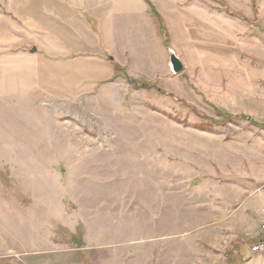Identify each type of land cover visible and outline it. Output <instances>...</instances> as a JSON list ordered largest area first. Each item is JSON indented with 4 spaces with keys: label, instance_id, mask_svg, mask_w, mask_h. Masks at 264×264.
Masks as SVG:
<instances>
[{
    "label": "rangeland",
    "instance_id": "374dc122",
    "mask_svg": "<svg viewBox=\"0 0 264 264\" xmlns=\"http://www.w3.org/2000/svg\"><path fill=\"white\" fill-rule=\"evenodd\" d=\"M113 1L114 30L68 11L112 80L47 93L25 56L74 48L0 0V264H264V0H149L167 37Z\"/></svg>",
    "mask_w": 264,
    "mask_h": 264
},
{
    "label": "crops",
    "instance_id": "0c3cea01",
    "mask_svg": "<svg viewBox=\"0 0 264 264\" xmlns=\"http://www.w3.org/2000/svg\"><path fill=\"white\" fill-rule=\"evenodd\" d=\"M61 1L17 0L16 6L24 18L28 20L26 25L30 26L29 29L34 28L36 31L42 29V32L49 34L50 37L52 34L57 35L60 39L68 40L70 47L74 48L71 49L72 53L70 52L66 56L47 58L40 54L41 52L36 46H33L38 51L33 52L31 50L25 57H30L32 61L43 59L41 61L44 64L38 63L37 66H33L26 73L27 76L31 75L33 78L32 83L30 82L27 86L32 92L43 89L47 93H53L57 88L56 82L60 81L64 82L61 85H65L66 88H79L82 86L84 89L89 90L96 88L98 84L109 82L115 75L114 61L111 58L107 60L103 53H98L101 47H97L95 43L90 44L91 39H93L92 34L95 33L88 19L82 16H70L68 11H78V9H75L76 7L83 8L91 17L97 18L100 32H103L106 31L107 26L108 29L110 26L112 30L116 29L117 26L113 18L118 15L116 10L122 11L119 7L123 4L113 0H109L103 6L96 0H85L80 4L77 3V0H63L65 3ZM41 12L48 13L47 20L49 24L42 25L43 23L37 21L38 14ZM78 13L81 14L80 11ZM58 25H63L65 30L60 31ZM105 25L106 27H104ZM79 36H83L84 39L78 41L76 38ZM52 44L54 45L53 42ZM105 47L107 48L106 45Z\"/></svg>",
    "mask_w": 264,
    "mask_h": 264
},
{
    "label": "water",
    "instance_id": "95a60500",
    "mask_svg": "<svg viewBox=\"0 0 264 264\" xmlns=\"http://www.w3.org/2000/svg\"><path fill=\"white\" fill-rule=\"evenodd\" d=\"M32 51L36 52L37 48L34 47ZM171 66H172V70L176 73L181 72L184 69V64L182 60L174 52H171Z\"/></svg>",
    "mask_w": 264,
    "mask_h": 264
},
{
    "label": "trees",
    "instance_id": "16d2710c",
    "mask_svg": "<svg viewBox=\"0 0 264 264\" xmlns=\"http://www.w3.org/2000/svg\"><path fill=\"white\" fill-rule=\"evenodd\" d=\"M147 2L149 3V5H150V7H151V11L154 13V15L156 16V18L158 19V22H159V26H160L161 32L164 33L165 36L167 37V34H168V33L166 32L165 25H164V23H163V21H162L160 15H159V13L156 12V10H155L153 4H152L149 0H147ZM116 69H117V67H116Z\"/></svg>",
    "mask_w": 264,
    "mask_h": 264
},
{
    "label": "built area",
    "instance_id": "2783aa9c",
    "mask_svg": "<svg viewBox=\"0 0 264 264\" xmlns=\"http://www.w3.org/2000/svg\"><path fill=\"white\" fill-rule=\"evenodd\" d=\"M262 227L264 228V216L262 217ZM264 249V241L263 242H259L258 244H256L253 247V251L254 252H260Z\"/></svg>",
    "mask_w": 264,
    "mask_h": 264
}]
</instances>
